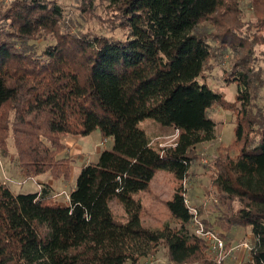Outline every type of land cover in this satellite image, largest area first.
<instances>
[{"label":"trees","instance_id":"1","mask_svg":"<svg viewBox=\"0 0 264 264\" xmlns=\"http://www.w3.org/2000/svg\"><path fill=\"white\" fill-rule=\"evenodd\" d=\"M78 2L97 29L73 21L62 0H0V157L12 139L23 178L68 181V135L98 129L113 139L82 167L65 205L48 182L14 193L0 180V264H138L162 244L175 264H216L191 228L184 188L200 159L194 147L217 138L214 105L236 121L235 140L207 165L231 205L200 221L225 240L250 227L255 243L240 264H264V0ZM219 65L237 86L233 100L206 79ZM147 118L176 131L174 142L155 144L140 126ZM159 170L174 182L164 200L172 220L150 227L145 198Z\"/></svg>","mask_w":264,"mask_h":264},{"label":"rangeland","instance_id":"2","mask_svg":"<svg viewBox=\"0 0 264 264\" xmlns=\"http://www.w3.org/2000/svg\"><path fill=\"white\" fill-rule=\"evenodd\" d=\"M62 2L68 10L69 17L73 21L81 24L83 29L88 27L91 29H97L99 27L96 20H85L79 15L76 7L80 4L78 0H62ZM206 79L210 82L212 89L222 92L226 99L233 100L235 98L237 86L235 83L226 85V82L223 80V69L221 65L216 66L210 73H208ZM262 94H264V90L262 91ZM209 115L217 121V138L210 142L199 143L194 147V151L200 155V159L191 166V169L184 180V188L186 190V198L189 206L195 207L197 213L198 206L203 210L202 213H198L199 220L208 217L213 221L218 214L228 210L231 204L228 201L220 199L219 192L212 184L211 171L207 165L217 153L218 146L230 145L235 140L236 121L231 111L225 110L216 105L209 109ZM140 126L147 130L155 144L161 146L172 144L177 135L176 131L167 132L164 131L163 128L160 129L158 123L149 118L142 121ZM65 142L67 148L62 155H69L72 164L71 177L68 181H65L63 178L53 179L48 172L28 179L23 178L19 173L17 162L14 161L16 149L13 145L12 139H9V156L0 157V180L6 183L14 193L36 192L40 188L39 181H42V183L52 182V185L55 187L54 193H56V199L61 204H67V196L75 186L82 167L91 162H96L103 149H111L113 146V139L103 137L100 130L97 129L85 136L68 135L65 138ZM173 183V180L167 176L163 170L157 171L154 180L151 182V189L155 195L160 196V200H151L153 193L145 198L147 206L146 212L143 214V223L145 225L150 227H160L164 222L172 220L164 204V200L171 196L173 192ZM112 208L117 216H122L123 211L118 203L113 202ZM194 227L195 224L191 226L192 230ZM214 229L221 232L219 227H215ZM243 243H248L252 247L255 243V237L253 236L250 227L236 225L231 228L229 237L225 240L226 251L222 264H240L246 261L250 256V249L243 247ZM208 253L212 261L215 262L214 254L209 251ZM138 264L175 263L170 259L168 247L165 244H162L154 254L143 257ZM185 264L201 263L188 262Z\"/></svg>","mask_w":264,"mask_h":264},{"label":"built area","instance_id":"3","mask_svg":"<svg viewBox=\"0 0 264 264\" xmlns=\"http://www.w3.org/2000/svg\"><path fill=\"white\" fill-rule=\"evenodd\" d=\"M69 199V194L67 196V200ZM191 213L194 214L195 219V231L197 234L203 236L208 244L209 252L214 254V260L217 264H222L224 254L226 251V244L224 238L220 235L215 229H206L204 224L199 220L198 213L195 207L190 206ZM243 247L249 248L250 250L253 248L248 243H243Z\"/></svg>","mask_w":264,"mask_h":264},{"label":"crops","instance_id":"4","mask_svg":"<svg viewBox=\"0 0 264 264\" xmlns=\"http://www.w3.org/2000/svg\"><path fill=\"white\" fill-rule=\"evenodd\" d=\"M42 183V181H39V184ZM49 183V182H48ZM50 184L52 185V182H50ZM52 187L54 188V191H55V187L52 185ZM56 194V193H54ZM57 196V195H56Z\"/></svg>","mask_w":264,"mask_h":264}]
</instances>
